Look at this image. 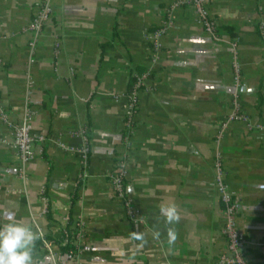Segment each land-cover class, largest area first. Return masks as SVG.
Wrapping results in <instances>:
<instances>
[{
    "label": "crops",
    "instance_id": "crops-1",
    "mask_svg": "<svg viewBox=\"0 0 264 264\" xmlns=\"http://www.w3.org/2000/svg\"><path fill=\"white\" fill-rule=\"evenodd\" d=\"M183 1L51 0L35 38L27 28L40 0H0V113L18 125L30 113V133L44 138L23 180L0 114V226L20 222L55 240L69 221L81 230L74 258L42 247L34 264H214L227 249L217 158L246 263L264 264V0H211L217 39ZM163 25L152 63L149 36ZM235 62L247 122L217 139L234 112ZM144 73L125 139L131 80ZM123 156L130 210L110 184ZM169 205L174 224L160 213Z\"/></svg>",
    "mask_w": 264,
    "mask_h": 264
},
{
    "label": "built area",
    "instance_id": "built-area-1",
    "mask_svg": "<svg viewBox=\"0 0 264 264\" xmlns=\"http://www.w3.org/2000/svg\"><path fill=\"white\" fill-rule=\"evenodd\" d=\"M187 6H191L197 17L203 26L206 33L217 39L219 28L213 18L209 15L208 6L211 0H184L183 3ZM182 4V2L178 3ZM53 17V9L51 7V0H40L39 9L36 15L33 17L27 30L32 32L35 36H39L44 28V25L49 22ZM166 33L165 25L153 34L149 36V41L152 43V53L150 55L151 62L155 63L160 53V39ZM148 73H144L135 79V83L130 92V101L125 113V128L124 138L127 139L132 134L133 129V117L137 109V92L144 86ZM233 80H234V95L232 98V105L234 112L228 117V119L220 127L217 139H221L224 135V131L229 123L234 121L247 122V119L241 113L240 110V98L247 93V87L243 82L239 65L235 62L233 64ZM1 114V120L7 124L12 130V140L10 145L12 149L16 151L19 157L18 173L23 180H27L25 175V167L35 158L34 146L36 144H43L44 138L34 136L30 133L29 122L30 116L27 115L20 125L11 123L8 118ZM249 124V123H248ZM247 124V125H248ZM249 128L257 131L263 129L259 126H250ZM126 158L123 156L118 158L115 163V169L110 177V184L117 199L121 200L124 205L130 210V200L125 195L126 188ZM215 177L214 186L215 192L223 204L224 210V223L221 228V233L227 242V249L225 252L218 255L214 264H247L245 260V250L247 241L245 237L237 229L238 210L236 208V202L234 194L229 189L227 182L224 178V172L219 158L215 160ZM37 230L39 239L42 242L43 248L50 254H54L56 250L52 244L46 241L43 237L42 231ZM75 232L74 242L75 245L81 240V230L77 225L74 226Z\"/></svg>",
    "mask_w": 264,
    "mask_h": 264
},
{
    "label": "clouds",
    "instance_id": "clouds-1",
    "mask_svg": "<svg viewBox=\"0 0 264 264\" xmlns=\"http://www.w3.org/2000/svg\"><path fill=\"white\" fill-rule=\"evenodd\" d=\"M161 215L168 224H174L179 220L175 205L162 206ZM160 233H155L159 238ZM38 234L29 225L20 222H9L0 226V264H34L33 248ZM169 242L176 239L172 229L168 231Z\"/></svg>",
    "mask_w": 264,
    "mask_h": 264
},
{
    "label": "trees",
    "instance_id": "trees-1",
    "mask_svg": "<svg viewBox=\"0 0 264 264\" xmlns=\"http://www.w3.org/2000/svg\"><path fill=\"white\" fill-rule=\"evenodd\" d=\"M135 79L131 80V85H134ZM73 223L69 221L67 224V229L62 233L60 239L55 240L54 238L48 236L45 238L47 241H52L53 248L58 251L61 256L66 257L67 259H72L77 253L78 247L75 246L74 237L75 232L71 229ZM41 240H36L33 248V252L37 251L39 248H42Z\"/></svg>",
    "mask_w": 264,
    "mask_h": 264
}]
</instances>
